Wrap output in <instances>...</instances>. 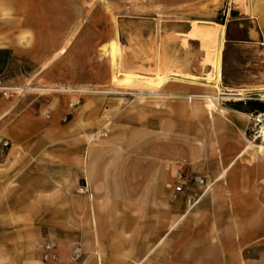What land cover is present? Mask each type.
I'll list each match as a JSON object with an SVG mask.
<instances>
[{"label":"crops","instance_id":"0c3cea01","mask_svg":"<svg viewBox=\"0 0 264 264\" xmlns=\"http://www.w3.org/2000/svg\"><path fill=\"white\" fill-rule=\"evenodd\" d=\"M249 1L236 40L264 70V0ZM36 2L0 0V19L5 12L18 19L15 27L0 24V35L12 34L0 46V77L24 89L20 98H0V142L9 143L0 149V264H264V155H244L250 146L234 111L226 117L192 102L220 90L215 66L219 54L221 70L231 40L228 24L156 23L154 57L126 70L139 89L128 94L150 105L139 106V122L116 125L124 133L99 139L97 112L49 107L26 94L39 89L28 88L21 59L47 78L69 31L65 12ZM18 32L50 36L45 54L37 55V39L18 46ZM142 42H134L140 52ZM121 48L127 59V43ZM253 77L264 84V71ZM59 84L67 88L66 79ZM180 172L210 183L193 209L185 194L172 197ZM82 187L86 194L77 192ZM48 244L54 262H43Z\"/></svg>","mask_w":264,"mask_h":264},{"label":"rangeland","instance_id":"374dc122","mask_svg":"<svg viewBox=\"0 0 264 264\" xmlns=\"http://www.w3.org/2000/svg\"><path fill=\"white\" fill-rule=\"evenodd\" d=\"M249 4V0H37V9L51 13L65 12L69 31L65 46L53 56L47 78L37 75L33 63L21 59L20 71L31 80L28 88L39 89L26 94L42 100L46 106H62L70 112L85 105L98 113L94 116L101 125L97 137L116 138L124 133L123 128L127 129L116 125L139 122V106L150 105V99L141 96L135 98L128 94L139 92V89L131 88L130 83L127 85L123 81L127 80L124 76L115 74L108 54L110 44H117L120 73H126L127 69H131V63L142 57L147 60L154 57V37H150L158 22L182 19L192 24L219 26L227 23L231 40L222 59L220 90H209L212 102L204 98L192 102L201 103L205 107L207 105L222 115L226 114V117V111H234L243 123L241 139L245 147L250 146L244 155H264V111L253 110L248 105L264 104V84L253 81V76L264 70L259 67L261 62L257 55H253L251 50L242 51L236 40V21L241 17L243 8ZM17 21L12 13L5 12L0 24L15 27ZM141 33L143 36H140ZM9 37L12 34L0 35V46ZM49 37L18 32L15 40L22 47L31 46L34 39H37L40 46L37 55L42 57ZM140 37H143L141 52L140 44L134 45L135 39L139 40ZM125 43L128 48L127 59L121 50ZM136 47L137 50L132 51ZM132 69L141 70L135 67ZM60 79L67 80V88L60 86ZM79 79H84V84L75 86ZM89 79H95V82H88ZM75 101H78V106L70 108L69 103ZM121 138L127 142V135ZM190 174L198 175L195 172Z\"/></svg>","mask_w":264,"mask_h":264},{"label":"built area","instance_id":"2783aa9c","mask_svg":"<svg viewBox=\"0 0 264 264\" xmlns=\"http://www.w3.org/2000/svg\"><path fill=\"white\" fill-rule=\"evenodd\" d=\"M24 89L16 87L14 85H6L4 79L0 77V98L4 100H11L20 98L23 95ZM78 106V101L70 102L69 107L75 108ZM9 147V143L4 141L0 142V149H5ZM176 183L172 186V197L176 198L181 194H185V201L189 209H192L199 201L204 192H206L210 186L207 176L205 175H194L190 177H185L183 172L177 173L175 175ZM194 186L196 190H202L200 195L195 192L191 187ZM80 194H86L87 189L85 187L79 188L77 190ZM54 248L51 244L44 247L43 262H54L57 257L53 252ZM80 257L78 250H73L72 260H77Z\"/></svg>","mask_w":264,"mask_h":264},{"label":"bare ground","instance_id":"6f19581e","mask_svg":"<svg viewBox=\"0 0 264 264\" xmlns=\"http://www.w3.org/2000/svg\"><path fill=\"white\" fill-rule=\"evenodd\" d=\"M255 9V8H254ZM250 11V10H249ZM255 19V18H254ZM184 22V21H183ZM247 26V25H246ZM260 31V30H259ZM255 33V32H254ZM261 35V34H260ZM213 36V35H212ZM129 38V37H128ZM157 41V40H156ZM185 41V40H184ZM155 51V50H154ZM219 51V50H218ZM108 54H109V57H110V63H111V67L112 69L115 71V74L116 75H122L124 76L126 79L127 78H131V75H127V73H120V69H119V49L117 47V44L116 43H111L109 48H108ZM216 56V55H215ZM216 62V61H215ZM158 66V65H157ZM121 68V67H120ZM215 68H217V76H216V81L218 80V75H219V72H220V57H219V54H218V58H217V64L215 66ZM214 68V69H215ZM158 70V69H157ZM216 74V73H215ZM155 75V74H154ZM214 78V77H213ZM129 80V79H128ZM125 81V84H129L130 82L127 81V80H123ZM130 83V86H132ZM137 84V83H135ZM148 85V84H147ZM134 86V85H133ZM215 86V85H214ZM258 120V119H257Z\"/></svg>","mask_w":264,"mask_h":264},{"label":"trees","instance_id":"16d2710c","mask_svg":"<svg viewBox=\"0 0 264 264\" xmlns=\"http://www.w3.org/2000/svg\"><path fill=\"white\" fill-rule=\"evenodd\" d=\"M253 110L264 111V104H248Z\"/></svg>","mask_w":264,"mask_h":264},{"label":"water","instance_id":"95a60500","mask_svg":"<svg viewBox=\"0 0 264 264\" xmlns=\"http://www.w3.org/2000/svg\"><path fill=\"white\" fill-rule=\"evenodd\" d=\"M253 1V0H252Z\"/></svg>","mask_w":264,"mask_h":264}]
</instances>
